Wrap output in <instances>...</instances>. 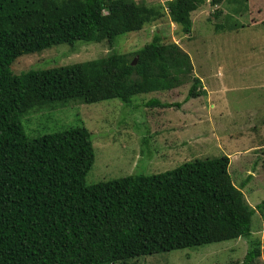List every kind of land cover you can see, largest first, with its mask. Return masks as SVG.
Here are the masks:
<instances>
[{"label":"trees","instance_id":"16d2710c","mask_svg":"<svg viewBox=\"0 0 264 264\" xmlns=\"http://www.w3.org/2000/svg\"><path fill=\"white\" fill-rule=\"evenodd\" d=\"M223 1L0 0V264H125L232 239L248 245L239 264H257L263 240L253 236L252 224L264 201L247 204L228 155L88 184L95 149L86 126L38 137L26 131L27 116L52 105L115 98L129 104L136 95L190 81L187 98L204 95L191 56L178 43L155 34L132 52L20 74L12 69L20 56L54 45L106 40L112 47L167 15L190 34L192 13ZM222 11L213 15L220 19Z\"/></svg>","mask_w":264,"mask_h":264},{"label":"rangeland","instance_id":"374dc122","mask_svg":"<svg viewBox=\"0 0 264 264\" xmlns=\"http://www.w3.org/2000/svg\"><path fill=\"white\" fill-rule=\"evenodd\" d=\"M145 1L165 4L167 0ZM216 8L223 10L220 19L213 15ZM235 8L240 11L234 12ZM192 19L190 34L167 15L118 37L112 47L106 40L54 45L20 56L12 69L20 74L90 61L114 51L132 52L159 34L190 54L193 74L203 79L198 90H209L208 95L187 98L190 81L171 91L136 95L129 104L115 98L52 105L27 116V133L38 137L70 126H86L95 149V163L86 177L88 184L131 174L163 173L197 157L228 155L233 182L244 186L247 204L256 208L264 201V148L248 157L244 152L264 144V0H224L217 6L206 2L192 13ZM157 100L179 102L181 106H154ZM203 102L215 108L209 110ZM207 112H212L213 120ZM197 115L210 122L194 123ZM212 128L222 133L212 137ZM197 129L205 132L201 139L195 138ZM252 230L254 237L263 240L257 264H264V208L256 209ZM198 248L143 256L125 264H239L248 245L244 239H232ZM166 254L173 256L169 262L159 256Z\"/></svg>","mask_w":264,"mask_h":264},{"label":"crops","instance_id":"0c3cea01","mask_svg":"<svg viewBox=\"0 0 264 264\" xmlns=\"http://www.w3.org/2000/svg\"><path fill=\"white\" fill-rule=\"evenodd\" d=\"M196 76H198V75H196ZM199 77V76H198ZM200 78V77H199ZM201 80H202V82H203V79L201 78ZM210 92H209V90H206V93L204 94V95H208ZM204 103V102H203ZM205 104V103H204ZM205 106L207 107V108H209V110H211V107L212 108H215V106L214 105H211V107H208L206 104H205ZM207 114H208V116L210 117V119L211 120H213V115H212V112H207ZM198 120H200L201 122H210L209 121V119L208 118H205V117H203V116H201V115H197L196 116V118H195V122L194 123H196ZM199 133V129H197V131H196V134H198ZM204 133L205 132H200L198 135H196L195 136V138L197 137V139H201V136L202 135H204ZM211 135H212V137L214 136V134L215 133H217L218 135H219V133H222V131L220 130V132H218L215 128H212V130H211ZM211 137V138H212ZM216 140H219L218 139V136L215 138ZM264 140V139H263ZM264 148V144H262V145H259V147H251V148H247L246 150H245V152H244V154L246 155V157H248L249 156V154H251V153H253V151H259V150H261V149H263ZM254 155V154H253ZM229 157H231V156H229ZM231 160V159H230ZM230 165H231V162H230Z\"/></svg>","mask_w":264,"mask_h":264}]
</instances>
